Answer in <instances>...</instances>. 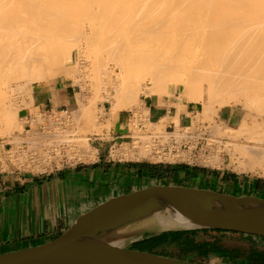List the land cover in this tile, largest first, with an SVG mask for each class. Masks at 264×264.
<instances>
[{
    "label": "bare ground",
    "instance_id": "1",
    "mask_svg": "<svg viewBox=\"0 0 264 264\" xmlns=\"http://www.w3.org/2000/svg\"><path fill=\"white\" fill-rule=\"evenodd\" d=\"M143 1L132 0L130 5L129 0H0V133L11 134L19 120L18 111L21 105H18L17 90L20 85L33 81L41 82L62 72L74 74L76 71V68L73 69L74 66L68 68L69 66H66L68 64H65V68L59 64L62 65V62L66 61L70 65L74 60L83 57L82 54L79 56L78 50L74 53L72 47L82 40L85 41V38H89V42L92 41L91 37H94L92 45L95 44V51L97 53L99 49L100 53L103 51L102 54L99 53L100 56L96 54L98 56L96 59H105L103 57L105 52L111 59L115 60L118 57V62L113 59L112 62L119 68L108 65L107 72L105 67L111 59L107 61L108 63L105 61L106 64L101 61L106 74L109 73L114 76L113 78L120 77V80L115 81L118 83L120 81L119 88L116 87L118 90L112 82L118 78L110 82L114 87L111 89L116 90V93L113 92L115 95L112 93L113 97H109V94L107 97L111 101L112 113L117 109L134 108L133 99H136L138 90H141L138 83L144 71L145 74L148 73L149 76L146 75L153 84L150 88L143 87L144 93H164L170 82H176L183 91L182 94L189 101L202 105L205 113L213 109L214 102L221 106H229L231 101L236 104L248 101L249 105L256 102L254 105L256 110H264V99L258 101L264 96V0H160V2L154 0L153 4L150 3L151 8L149 0L148 4L146 0ZM144 11H147V14ZM86 19L88 23L89 19L93 20V25L86 23L89 31L84 30ZM96 23L104 26V29L100 31V26L99 28L94 26ZM84 41L83 44L88 40ZM89 42L87 46L91 44ZM95 51L93 50V53ZM108 55L105 60L108 59ZM86 56L83 57L85 60L88 59ZM89 56L88 53L87 57ZM101 62L99 60L98 64ZM93 63L95 65L94 61ZM99 66L101 64L98 66L96 64L98 69ZM98 69L96 71L101 72ZM106 77L105 80L108 81H104L105 86L110 84L109 80L112 78ZM111 84L107 85L109 89L112 87ZM26 92L24 94L32 101V89L27 88ZM240 96L244 97L245 102L238 99ZM148 113L142 115L144 121L158 120L159 116H150ZM88 114L91 116L90 112ZM37 117L40 119V116ZM37 117L35 116V120ZM99 118L102 119V116ZM254 118L253 116L251 121L244 117L241 125H238L239 130H234L240 134L248 133L247 139L252 140V146L230 141L228 145L226 143L225 149L213 147L216 149L215 153L210 155L215 158V163H222V154L227 152L230 156L229 166L233 165L240 171L264 175V122L257 123L258 120ZM73 119L77 124L76 120L79 118ZM23 124L24 122L19 121V125L16 126H19V131L15 133L13 139H8L9 137L5 139L10 140L13 145L7 158L19 168H30L29 164L38 160L39 163L31 165L37 169L40 164L46 162L48 164L54 155L61 157L62 154L73 156L75 154L77 158L84 160L95 155L96 150H92L90 137L81 132L78 125L66 127L67 130L52 127L54 130L50 133L37 135L28 134ZM98 129L93 128L95 131ZM155 131L154 134L163 136V140L169 136L165 127L161 126ZM133 135L130 146L125 144L117 150L120 156L137 160L150 158L153 152L147 149L148 144L144 145L146 139L148 142L150 137L139 132ZM231 135L229 136L232 138ZM22 141L30 144L28 148L30 151L25 152L22 149L18 161H15L18 143ZM211 147L208 148L209 153L212 151ZM30 153L33 155L32 161L29 160ZM208 154L201 159L209 156ZM210 162L214 163L212 160ZM235 162L239 165L234 166Z\"/></svg>",
    "mask_w": 264,
    "mask_h": 264
},
{
    "label": "crops",
    "instance_id": "2",
    "mask_svg": "<svg viewBox=\"0 0 264 264\" xmlns=\"http://www.w3.org/2000/svg\"><path fill=\"white\" fill-rule=\"evenodd\" d=\"M32 105L44 111L75 108L76 92L72 85L62 80L42 81L33 86ZM145 107L156 117H176L183 107L186 112L194 111L190 103L155 95L146 98ZM127 117V114L125 117L120 114L114 122V138L125 136L122 132ZM185 117L187 115L184 112L179 113L184 126L190 120ZM174 129L177 130V125ZM97 148L93 159L47 172L0 171V254L59 240L102 208L132 195L155 190L151 187L153 185L161 184L163 188H196L194 186L205 185L204 188H197L217 192L223 191L218 190V187H251L257 192H264V181L230 173L228 168L189 165L173 162L175 160L161 163L119 159L107 147ZM222 193L227 194L226 191ZM202 229L144 235L124 247L156 254L160 253L158 251L167 253L177 250L178 254L182 251V243H189L192 244L191 251L187 253L189 261L197 264H249L254 260L264 261L263 252L253 257H242L219 253L216 249L221 245L237 251L242 244L256 248L259 243L264 248V239L221 229H215L218 232L200 233ZM247 236H253V241L244 239ZM193 244L201 250H193Z\"/></svg>",
    "mask_w": 264,
    "mask_h": 264
},
{
    "label": "rangeland",
    "instance_id": "3",
    "mask_svg": "<svg viewBox=\"0 0 264 264\" xmlns=\"http://www.w3.org/2000/svg\"><path fill=\"white\" fill-rule=\"evenodd\" d=\"M147 1V0H146ZM145 0L143 1V2H146ZM151 1V2H150ZM156 1V0H155ZM131 2H132V0L130 1L129 0V3H130V5H131ZM153 2H154V0L152 1V0H149V8H151V4L150 3H152L153 4ZM158 2H160V0H158ZM129 3L127 4V6H128V8H129ZM147 4H148V1H147ZM156 4H159V3H157L156 2ZM126 6V7H127ZM153 6V5H152ZM155 7H157L156 5H155ZM148 8V7H147ZM148 8V9H149ZM147 9V10H148ZM146 10V9H145ZM228 10H233V9H228ZM151 10H149V12H150ZM161 11V10H160ZM152 12V11H151ZM144 13L145 14H147V11L145 12L144 11ZM150 13H148V15H149ZM87 20V22H85L84 23V26H85V29L84 30H88V25H93V20H91L90 21V19H89V23H88V19H86ZM85 20V21H86ZM133 20V19H132ZM134 21H137V20H134ZM95 22V21H94ZM88 25H87V24ZM91 23V24H90ZM95 27L96 26H98V28H99V26H100V31L101 30H103L104 29V26H101V25H97V23H96V25H94ZM81 27V26H80ZM103 27V28H102ZM87 28V29H86ZM102 28V29H101ZM80 31H83V30H80ZM89 31V30H88ZM106 31H104V33H105ZM102 34H104L103 32H101ZM100 33V34H101ZM90 34V33H89ZM91 38H93L94 39V37H91ZM81 39V38H80ZM79 39V40H80ZM83 39V38H82ZM86 40H88L87 41V43L89 42V38L87 39V38H85ZM92 39V41L90 40V42L89 43H91L90 45L88 44V46H87V43H84L83 44V41L84 40H82V44L81 43H78L77 45L75 44V46H77V47H79V46H81V47H79L78 49H77V47H72V49H74L73 50V52L74 53H79V56H82L83 55V57H85L86 55L88 56V53H89V57H87L86 56V58H88V59H86L85 60V58H83V57H79L77 60H74V62L73 63H71V64H73V65H69V63L68 62H66V61H64V59H63V61L64 62H66V63H64V62H62L63 64H64V66H62L61 64H59V66H61V67H65V64H68V65H66L68 68H70V66H72L71 68H73V66H74V68L73 69H75L76 71H74V74H69V73H65V72H62V73H60V74H58V76H52L51 78H48V79H46V80H44V81H55V80H62V81H65L66 83H68V84H70V85H72V87L74 88V90H75V92H76V97H77V105H76V107L75 108H72V107H68V109H69V111H70V113H71V120H69V125L71 126V125H78L79 127H80V131L81 132H84V133H86L89 137H90V139H89V142H90V144L93 146L92 147V150H96V151H94V153H95V155H93L92 157L93 158H95V156H96V154H97V152H98V148L97 147H107L108 149H110L111 150V152L110 153H112V155L114 156V157H117V158H119V157H121V158H125V157H123L122 155L120 156V154L118 153L119 151H117V150H119V148H122L125 144L127 145V144H129L128 146H130V144H132V141H133V137H134V133H136V132H139L141 135L143 134H145V136H149V134H152V133H154V132H156L155 130H159V128L162 126V127H165L166 129H167V133H168V127H169V124L171 123V122H174L176 125H177V129H178V125H179V123H182V119L180 120V118H179V113H181V112H184L186 115H187V117H185L184 119H190L189 120V122L188 123H186V121L184 120V122L186 123V124H189V123H191V121H193L192 123L195 125H198V124H205L206 125V127H207V125H208V127H207V130L209 131V132H213V134L212 133H210V136H211V138L212 139H215V141L216 142H214L213 144H212V147L210 146L211 144H210V142H209V144H208V148L209 147H211L212 149H210V150H212L208 155L209 156H206L207 158H209V159H207L206 157L203 159H201L200 158V160L201 161H203V163H205L207 160V164H209V162L212 160V161H214V163L213 162H210V164L212 163V165L213 166H220L221 168H228L229 170V172L230 173H237L238 175H240V176H246V177H248V178H251V179H256V180H258V181H264V175H261V174H252L251 172H244V171H240V170H238L237 168H235V167H233V165H231V166H229V162H230V156H229V154L227 153V152H224L223 154H222V156H223V158H222V163H215V158L213 159L212 157H211V155L210 154H212V153H215L214 151L217 149V148H223V149H225V145H226V143H227V145H228V143L231 141V143H238V144H240L241 143V145H244L245 144V146H252V140L250 141L249 139H247V134H244V133H239V131H238V133H237V131H234V130H239V126L241 125V123H242V119L244 118V117H246L247 119H249V120H251V121H253V116L255 117L254 119H256V120H258V121H256L257 123L259 122V123H262V121L264 122V110L263 111H261V109L260 110H256L257 108L254 106V105H256L257 103L256 102H253V104H251V105H249V103H248V101L246 102V103H242V104H236L234 101H231L230 102V104H229V106L228 105H226V106H221V105H219L217 102H214L213 103V109H211L210 110V112L209 111H207L206 113H205V111H203V109H202V105H200V104H198V103H194V102H191V101H189L188 99H187V97H185L182 93H183V91L182 90H180L179 89V85H178V83H176V82H170L168 85H167V88H166V92H164V93H153V94H149V93H144V91L143 90H145V89H143V87L145 88L146 86H147V88H150V85H153L152 84V81L148 78V73L146 72V74L148 75H146L145 74V71H144V74H145V76L147 77V79H145L146 77L144 76V74H142L141 72V74L144 76V78L143 79H141L143 76H141L140 75V82L138 83L139 84V89H141L140 91L138 90V93H137V97H136V99L134 98L133 99V101L135 100V102L134 103H132L133 104V106H134V108H126V109H117V111L115 112V113H112V111H111V101H110V98L109 99H107V97H108V94H109V97L111 96V97H113L115 94L114 93H116L113 89H111V88H116V87H118L119 88V84H120V81H119V83L118 82H115L116 80H120V77L118 78V76H116L115 78H118V79H115V78H113L111 75H109V73H107L106 74V72L108 71V68H109V66H112V67H114V63L117 61L118 62V60H117V58L118 57H116V59L114 60L113 58V60L115 61V62H112V59L111 58H109V57H111L110 55H108L106 52L105 53H103V55H105V56H103V57H105V59H106V56L108 55V59L107 60H105L104 58H100V59H98V62H97V59H96V57H98V56H100V54H102V52L100 53V49H99V51H98V53L95 51L96 49V47L94 46L95 44H93L92 45V43H94V40ZM85 40V41H86ZM81 41V40H80ZM84 41V42H85ZM76 43V42H75ZM79 44H81V45H79ZM84 45V46H83ZM93 47H92V46ZM83 46V47H82ZM89 46H91V48H89ZM98 47V46H97ZM83 48V49H82ZM84 48H86V50H84ZM91 49V50H90ZM134 49H137L136 47H134ZM78 50V51H77ZM84 50V51H83ZM88 50V51H87ZM93 50L96 52H94L93 53ZM97 50H98V48H97ZM77 51V52H76ZM84 53H87V54H85L84 55ZM90 53H92V54H90ZM100 53V54H99ZM80 54H82V55H80ZM93 54H97L96 56L95 55H93ZM92 55V56H91ZM95 56V57H94ZM94 57V58H93ZM82 58V59H81ZM91 59V60H90ZM103 59V60H102ZM111 59V60H110ZM66 60V59H65ZM83 61L82 63L80 62V61ZM89 60V61H88ZM99 60H100V62L102 61L104 64H106V62L108 61V60H110L109 61V63L108 64H106L107 66L105 67V66H103V67H105V70H106V72L104 71V69L102 68V62L100 63L101 64V66H99V69L96 67V64H97V66L98 65H100V64H98L99 63ZM76 61H78L77 63H76ZM85 61V62H84ZM92 61V62H91ZM93 61L95 62V65H94V63H93ZM106 61V62H105ZM91 65V67H90V65L88 64V63ZM97 62V63H96ZM59 63V62H58ZM80 63V64H79ZM75 64V65H74ZM103 64V65H104ZM86 65H88V66H86ZM109 65V66H108ZM76 66V67H75ZM86 66V68H84ZM95 66V67H94ZM66 68V67H65ZM78 68V69H77ZM89 68V69H88ZM92 68H97L99 71H101V72H97L96 70L97 69H92ZM115 68L117 69V68H119L118 67V65L116 66L115 65ZM103 70V71H102ZM119 71V70H118ZM94 74H93V73ZM97 72V73H96ZM143 72V71H142ZM98 73H100V75L98 74ZM104 73H105V75H104ZM119 73V72H118ZM65 74V75H64ZM103 75V76H102ZM108 75V76H107ZM139 75V74H138ZM96 76V77H95ZM109 77L108 79H110V77H112L110 80H109V83L112 81V80H114V81H112L113 82V84L114 85H116V86H114L113 87V85H112V87H110V89H109V87L108 86H110V84L107 86L108 87V89H107V87L104 85L105 84V82L104 81H108V80H105V77ZM123 76V75H122ZM122 76H121V78H122ZM107 77H106V79H107ZM101 81H100V80ZM99 80V81H98ZM138 80V81H139ZM42 82V81H41ZM104 82V83H103ZM116 84H115V83ZM37 83H39V81H33V82H29L28 84H21L20 85V87L18 88V90H17V94L19 95V93H21L19 96L17 95V97H18V102H19V104L18 105H21V108L19 109V111H18V118H19V120H18V122H16V126H17V124L19 125V121H21V122H24V128H29V126H28V124H26V116H27V114L28 113H31L32 115H34V117H33V119H34V121L35 122H40L39 120H41V117H40V119H39V117H37V116H41L40 115V113H44L45 111H48V110H40L39 108H37V107H34L33 105H32V101L28 98V95L26 94H24V93H27L26 92V90H27V88L29 89V88H31V89H33V86L35 85V84H37ZM101 83H102V85H101ZM144 83V84H143ZM99 85V86H98ZM101 85V86H100ZM103 85H104V87H103ZM149 86V87H148ZM105 88V90L103 89V88ZM101 89V90H100ZM103 89V90H102ZM117 89V88H116ZM109 90V91H108ZM118 90V89H117ZM25 91V92H24ZM22 92H23V94H22ZM108 92V93H107ZM110 92V93H109ZM114 92V93H113ZM114 95H113V94ZM241 94H243V93H241ZM22 95V96H21ZM152 95H155V96H159V97H168V98H172V99H175V100H177V101H179V102H183V103H190L191 105H193L194 107L192 108V109H194V111L193 112H186L185 110H184V107H183V109H182V111L181 110H179V113H178V115L176 116V117H170V116H167V117H159L158 118V120L157 119H154L153 121H147L146 119H145V121L143 120V114H147L148 112V114L150 115V116H154L153 114H151V112L149 111V108H147V107H145V100H146V98L147 97H149V96H152ZM26 96V97H25ZM244 97L243 96H240L238 99L242 102V100H243V102H245V100L243 99ZM264 99V96H261L259 99H258V101H260V100H263ZM20 100H22V102L20 103ZM136 103V104H135ZM252 106V107H251ZM81 107V108H80ZM86 108V109H84V108ZM254 107V108H253ZM63 108H67V107H63ZM62 108V109H63ZM215 108V109H214ZM253 109H255L256 111H254ZM59 110H61V109H57L56 111H59ZM89 110V111H88ZM84 111V112H83ZM97 111V112H96ZM103 111V112H102ZM90 112V115L91 116H89V113ZM101 112L103 113V114H101ZM133 113L138 119H142V123H143V128H139L138 127V125H139V123H138V121H136L135 123H131L129 120H128V118H129V116H128V118H127V121H126V125L123 127V129H124V132H122L125 136L124 137H120V138H114V134H112V129H113V127H114V122L115 121H117L118 120V117H119V115L121 114V115H123V117H125L126 116V114L127 115H129V113ZM202 112H204V113H202ZM249 112V115H247V113ZM259 112H261V113H259ZM36 113L37 114H39V115H36ZM190 113V114H189ZM198 113V114H197ZM48 114H49V112H48ZM62 114V113H61ZM82 114H86V115H83L82 116ZM94 114V115H93ZM207 114V115H206ZM247 115V116H246ZM35 116L38 118L37 120H35ZM93 116H94V118L95 119H93ZM96 116H98L97 118H96ZM99 116L101 117L102 116V119L101 118H99ZM74 117H77V118H79V119H77L76 120V122H78L77 124L75 123V120L73 119ZM87 117V118H86ZM91 117V118H90ZM154 117H156V116H154ZM197 117H198V120H197ZM252 117V118H251ZM179 118V121L177 120ZM32 119V118H31ZM88 119V120H87ZM91 119V120H90ZM93 119V120H92ZM74 120V121H73ZM177 120V121H176ZM196 120V121H195ZM93 121V122H92ZM98 121V122H97ZM181 121V122H180ZM222 121H223V123H222ZM241 121V122H240ZM89 123V124H88ZM129 123V124H128ZM137 123H138V125H137ZM213 123H215V124H213ZM94 125L95 127H92V125ZM185 124V126H187ZM218 124V125H217ZM240 124V125H239ZM65 125V124H64ZM88 125V126H87ZM229 125V126H228ZM239 125V126H238ZM16 126H14V128H13V130H11V134H6V135H4V134H1L0 133V156H3V159H2V157H0V163L2 164V168L4 169V170H9V169H11L10 170V172H12V171H18V172H20V171H22V172H32V173H42V172H47V171H49V170H51V169H53V168H57V167H60L62 164H64V163H69V162H76V161H82V160H84V159H82V158H77V156L75 157V154H74V156H73V154L72 155H64V154H60L61 155V157H58L57 155L55 156L54 155V158H52L49 162H48V164H47V162L46 161H44V162H46L44 165H45V167H44V165L42 166L41 164V166L44 168H42L40 165L37 167V169L38 168H40L39 170H37L35 167H33V166H31V165H33L34 163H39V161L38 160H36V161H34V163H31V164H29L30 165V168H19L18 166H16L15 164H14V162H7L6 160H4V158H6L7 159V157H8V152H10L11 151V149H12V147H13V145H11L12 143H10L8 140L6 141L5 139L6 138H8V139H13L14 138V136H15V133L17 134V132L19 131V126L18 127H16ZM60 126V125H59ZM68 125H66V127H67ZM98 126V127H97ZM159 126V127H158ZM216 126V127H215ZM62 128H65V126L63 127V126H61ZM90 127V128H89ZM219 129H218V128ZM36 128H38V127H36ZM69 128V127H68ZM88 128V129H87ZM93 128H99L97 131H95V130H93ZM126 129V130H125ZM138 129V130H137ZM211 129V130H210ZM231 129H233L232 131H230ZM66 130H67V128H66ZM137 130V131H136ZM139 130H141V131H139ZM170 130V129H169ZM213 130V131H212ZM220 130V131H219ZM134 131H136V132H134ZM92 132V133H91ZM97 135H96V134ZM223 133V134H222ZM224 133H225V135H224ZM228 133H229V135H231L232 136V138L233 137H235V138H231L229 135H228ZM236 133V134H235ZM19 134V133H18ZM237 134H239L237 137L235 136V135H237ZM136 135V134H135ZM137 136V135H136ZM151 139V138H150ZM168 139V138H167ZM166 139V140H167ZM6 141V142H5ZM145 141V140H144ZM146 141H147V139H146ZM145 141V144L144 145H146V144H148L147 145V149L149 148L150 150H151V147H149V146H151V145H149L150 144V140L148 141V142H146ZM218 141H222V143H220V142H218ZM228 141V142H227ZM8 142V143H7ZM25 141H22V142H20V143H18V149L16 150V152H15V161H18V157L20 156V154L22 153V149H24L25 150V152L28 150L27 149V145H26V143H24ZM143 142V141H142ZM250 142V143H249ZM20 144V145H19ZM217 144V145H216ZM216 145V146H215ZM231 145V144H230ZM229 145V146H230ZM213 147H215L214 149H213ZM205 148H207V145H205V146H203L202 147V149H205ZM27 149V150H26ZM198 149H200V147H197V149L196 150H198ZM116 151H117V154L118 155H116ZM28 152H29V150H28ZM151 152H153L151 155L152 156H150V158H142L141 160H149V161H153V162H158V161H160V160H166V161H171V160H176V159H178L179 160V158H178V156L180 155L181 156V158L180 159H184V160H186V161H189L190 159H189V152L188 151H186V150H184V151H182V150H178L177 152H175V151H173L174 153L173 154H171V153H166L164 156L162 155V156H160V155H158V154H156L155 152H156V150H152ZM17 153V154H16ZM175 153H178V155L177 154H175ZM68 154V153H67ZM169 155H170V157H169ZM185 155H186V157H185ZM7 156V157H6ZM31 156V157H30ZM69 156V157H68ZM157 156V157H156ZM160 158H159V157ZM176 156V157H175ZM58 157V158H57ZM68 157V158H67ZM89 157V156H88ZM92 157H90V159H93ZM173 157V158H172ZM175 157V158H174ZM188 157V158H187ZM121 158H119V159H121ZM166 158V159H165ZM69 159V160H68ZM87 159H89V158H87ZM87 159H85V160H87ZM125 159H132L131 157L130 158H125ZM29 160L30 161H32L33 160V155L30 153V155H29ZM42 159H40V161H41ZM204 160H206L205 162H204ZM28 161V160H27ZM38 161V162H37ZM26 162V161H25ZM42 162V161H41ZM26 163H28V162H26ZM60 165V166H59ZM239 165V163L238 162H235V165L234 166H238ZM34 166H36V165H34ZM12 167V168H11ZM32 167V168H31ZM153 189H157V188H163L162 187V185L161 184H158L157 186L156 185H153V186H151ZM194 187H199V188H204L205 187V185H201V186H194ZM218 190H223V191H220L221 193L222 192H224V191H226V193L227 194H229V195H237V196H243L244 194H253V196H258V197H262V198H264V192H257V191H255L253 188H251V187H246L245 189H240V188H236V187H222V188H220V187H218ZM257 243V242H256ZM255 243V244H256ZM263 245L262 244H258V246L256 247V248H253V247H248V246H246V245H243L242 244V246L241 247H239V249L236 251L235 249H232V248H227V247H224V246H217V252H219V253H229V254H235V255H240V256H242V257H253L254 255H258L259 254V252H263L264 253V248L262 247ZM181 247H182V251L181 252H179L178 254H176L178 251L177 250H170V251H168L167 253H163V252H161V251H158V252H160L159 254H161V255H165V256H169V257H173V258H176V259H178V260H181V261H189V256L187 255V253L188 252H190L191 251V249H192V244H189V243H182V245H181ZM198 249V251L199 250H201L200 248H198V246H196V245H194L193 244V250H197ZM204 264L203 262H199V264Z\"/></svg>",
    "mask_w": 264,
    "mask_h": 264
},
{
    "label": "water",
    "instance_id": "4",
    "mask_svg": "<svg viewBox=\"0 0 264 264\" xmlns=\"http://www.w3.org/2000/svg\"><path fill=\"white\" fill-rule=\"evenodd\" d=\"M221 229L264 238V198L171 187L132 195L51 243L0 254V264H197L128 249L144 235Z\"/></svg>",
    "mask_w": 264,
    "mask_h": 264
},
{
    "label": "built area",
    "instance_id": "5",
    "mask_svg": "<svg viewBox=\"0 0 264 264\" xmlns=\"http://www.w3.org/2000/svg\"><path fill=\"white\" fill-rule=\"evenodd\" d=\"M40 115H41L40 116L41 120H39L40 122H35L33 119L34 115H32L31 113L27 114L26 124H28L29 128H26L25 130L26 132H28V134L36 133L37 135H46L47 133H50L52 130H54L52 129V127L60 128L61 126H65L66 128V125H68L67 127L70 126L68 122L71 119V113L68 108H63L59 111H56V110L45 111L43 114L40 113ZM128 116L129 118L128 117L127 118L131 123H135L136 121H138L139 123V125L137 123L138 127L140 126L139 128H143L142 119H138L131 112L129 113ZM175 125L176 124L173 122L169 124V127H168L169 136L167 140H163V136L161 135L157 136V134H154V133L149 134V137L151 138L150 139L151 150L153 151L156 150L155 153L160 156L166 153L173 154L174 153L173 151L177 152L178 150H182V151L186 150L189 152V156H188L190 159L189 161L179 158V160L177 159L173 162L179 161V162L187 163L189 165L209 166L210 164H205L200 160L202 156L209 153V150H208L209 142H211L212 144L216 142L212 140L210 136V132L207 130L208 125L206 127L205 124L193 125V123H189V124H186L187 126H184L183 124L180 123L178 125L179 127L177 129V132H175V129H174ZM25 143L28 146L27 147L28 149L30 144L27 142ZM205 145H207V148L202 149V147ZM197 147H200V149L196 150ZM175 154L178 155V153H175ZM0 157H2L3 159V156H0ZM4 160H6L8 163L10 162L8 158L7 159L4 158ZM76 162H79V161H76ZM76 162L64 163L61 166L70 165ZM158 162L163 163V162H168V161L160 160ZM10 170L11 169L4 170L2 168V164L0 163L1 172H6Z\"/></svg>",
    "mask_w": 264,
    "mask_h": 264
},
{
    "label": "trees",
    "instance_id": "6",
    "mask_svg": "<svg viewBox=\"0 0 264 264\" xmlns=\"http://www.w3.org/2000/svg\"><path fill=\"white\" fill-rule=\"evenodd\" d=\"M218 232L219 230H215V229H210V228H203L202 231H200V233H206V232ZM243 238V237H241ZM253 236H247V237H244V239L248 240V241H253ZM260 239H264L263 237H260ZM197 260V259H196ZM199 261V260H198ZM249 264H264V261H261V260H257V261H251V263Z\"/></svg>",
    "mask_w": 264,
    "mask_h": 264
}]
</instances>
